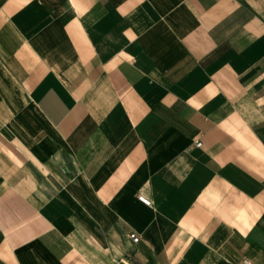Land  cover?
I'll return each instance as SVG.
<instances>
[{"label": "crops", "instance_id": "crops-1", "mask_svg": "<svg viewBox=\"0 0 264 264\" xmlns=\"http://www.w3.org/2000/svg\"><path fill=\"white\" fill-rule=\"evenodd\" d=\"M244 261L264 0H0V264Z\"/></svg>", "mask_w": 264, "mask_h": 264}, {"label": "built area", "instance_id": "built-area-1", "mask_svg": "<svg viewBox=\"0 0 264 264\" xmlns=\"http://www.w3.org/2000/svg\"><path fill=\"white\" fill-rule=\"evenodd\" d=\"M199 142L198 141H196V142H194V145L195 146H199ZM138 199L143 203V204H145V205H149V200L148 199H146V198H144V197H142V196H138ZM127 237L132 241V242H136L137 240H138V236L135 234V233H128V235H127ZM244 264H249V262H246V261H244L243 262Z\"/></svg>", "mask_w": 264, "mask_h": 264}]
</instances>
